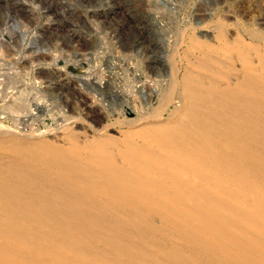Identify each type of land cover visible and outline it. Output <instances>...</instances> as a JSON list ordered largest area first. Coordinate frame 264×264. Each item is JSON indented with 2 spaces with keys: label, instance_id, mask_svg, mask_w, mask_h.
I'll return each instance as SVG.
<instances>
[{
  "label": "bare ground",
  "instance_id": "bare-ground-1",
  "mask_svg": "<svg viewBox=\"0 0 264 264\" xmlns=\"http://www.w3.org/2000/svg\"><path fill=\"white\" fill-rule=\"evenodd\" d=\"M224 28L119 137L0 126V264H264V36Z\"/></svg>",
  "mask_w": 264,
  "mask_h": 264
},
{
  "label": "rangeland",
  "instance_id": "rangeland-1",
  "mask_svg": "<svg viewBox=\"0 0 264 264\" xmlns=\"http://www.w3.org/2000/svg\"><path fill=\"white\" fill-rule=\"evenodd\" d=\"M223 28L263 37L264 0H0V126L59 144L64 128L80 139L119 137L124 120L153 121L179 80L178 40L212 43ZM176 96L160 119L181 106Z\"/></svg>",
  "mask_w": 264,
  "mask_h": 264
}]
</instances>
